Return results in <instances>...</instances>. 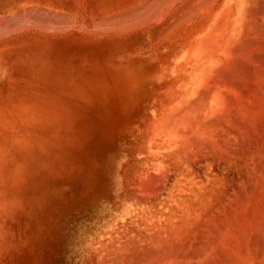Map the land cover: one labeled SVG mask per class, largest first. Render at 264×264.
I'll return each mask as SVG.
<instances>
[{"label":"rangeland","instance_id":"rangeland-1","mask_svg":"<svg viewBox=\"0 0 264 264\" xmlns=\"http://www.w3.org/2000/svg\"><path fill=\"white\" fill-rule=\"evenodd\" d=\"M157 1L0 0V264H103L142 229V180L174 179L151 131L228 0Z\"/></svg>","mask_w":264,"mask_h":264},{"label":"bare ground","instance_id":"bare-ground-1","mask_svg":"<svg viewBox=\"0 0 264 264\" xmlns=\"http://www.w3.org/2000/svg\"><path fill=\"white\" fill-rule=\"evenodd\" d=\"M223 16L191 32L179 67L190 83L151 131L174 179L142 180V229L99 242L103 264H264V0H228Z\"/></svg>","mask_w":264,"mask_h":264}]
</instances>
